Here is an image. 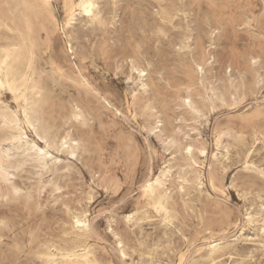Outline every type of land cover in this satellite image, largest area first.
Masks as SVG:
<instances>
[{"label": "rangeland", "instance_id": "374dc122", "mask_svg": "<svg viewBox=\"0 0 264 264\" xmlns=\"http://www.w3.org/2000/svg\"><path fill=\"white\" fill-rule=\"evenodd\" d=\"M66 1L45 8L37 0H0V42L30 25L50 136L56 144L68 133L82 140L74 155L52 151L59 161L45 172L0 120V148L12 154L7 179L0 176V264H51L47 253L84 246L96 264H181L182 254L186 264H212L201 258L206 241L231 242L241 228L252 239L230 244L216 264H261L264 181L244 160L250 152L257 167L264 161V0H96L93 17L76 14L65 28ZM187 89L200 116L182 101ZM1 98L18 108L8 90ZM75 104L84 112L79 122ZM161 169H168V224L142 195L150 171ZM250 211L258 221L246 224ZM75 215L87 218L88 232L77 235Z\"/></svg>", "mask_w": 264, "mask_h": 264}, {"label": "bare ground", "instance_id": "6f19581e", "mask_svg": "<svg viewBox=\"0 0 264 264\" xmlns=\"http://www.w3.org/2000/svg\"><path fill=\"white\" fill-rule=\"evenodd\" d=\"M37 1H39V3L45 8L51 5V0H37ZM88 2H91L94 5H96V7L93 9L94 12L97 8L96 0L66 1L64 3V8H65L64 25H66L67 17L69 15L73 16V20L75 19L76 14L87 15L84 9L82 7H79V5ZM66 4L68 5L67 8H66ZM4 26L8 30L14 29L13 24H10L8 22H5ZM25 27H26L25 31L18 29L17 37H12L8 41L0 42V84L3 85V87H0V120L3 122V124L7 125L11 129L12 131L11 139L18 146L22 147V153H23L22 155L25 156V158H30L33 161L37 162L38 165L45 172H48L50 170V166L54 165L57 161H59L58 155L53 154L52 151L57 153L67 152L70 155H74L79 149V147L82 145L81 144L82 140L80 137L73 136L70 133H68L60 140V141H64L65 137H68L70 141L68 147L64 150H59L58 148L55 147L56 142L50 136V132L48 131L43 119V105L46 102L47 97L43 86L33 76L32 58L34 53V42L30 34L31 31L28 21L25 22ZM68 42L69 44L67 46H69V51L72 52L73 47L71 44V40L69 38H68ZM134 69L137 70L140 76L145 75L144 73L146 71L145 68L137 65V67H135ZM141 73H143V75H141ZM147 87H148L147 82H141V88L143 91H146ZM4 90H8L12 95H14V97L18 101L19 106L16 110L11 109L2 100L1 92ZM212 95H215V98L221 100V98L218 95H216L214 92L212 93ZM189 99L192 101V104L195 106L196 111L200 113L201 110L198 104L191 98L190 91L189 89H187L185 95L182 97V101ZM72 114L73 116H77V115L81 116L82 117L81 120L85 119L82 108H80L77 104H75L72 107ZM154 119L157 126L163 125V120L159 118V116H155ZM29 125H31V128L29 127ZM36 128H39V132L34 131V129ZM27 131L32 133L35 138L30 139ZM42 134L49 135V139L53 145L52 149L48 152L46 156H41L40 153L34 150L32 147V145H36L37 149H44L48 147L44 143V135ZM218 138L216 139L217 150H219V147L221 146L220 141L219 143L217 142ZM40 142H42V144H40ZM262 143L264 147V135L262 136ZM227 147L228 146H224V148L226 149L225 153H221V152L219 153L223 158H226ZM188 148H190V146ZM200 152L205 154L204 148H202ZM217 154L218 152L214 154L215 158H217ZM249 154L250 152L246 155L244 162L248 163L249 165H252L254 163L250 161ZM11 157L12 154L9 150L3 151L0 148V176H2L4 179H7L8 176L7 169ZM194 163L196 164L195 161ZM167 173H168V169L165 170L161 169L158 174H153L150 171L148 178L142 184V195L145 199L146 205L150 206L156 213H159L161 215L162 220L164 222H166L167 220L168 221L167 224H168L171 222L173 218V214H172V206L170 204V195L167 192V188H165ZM202 177L203 175H201L200 173H197L195 177V184L197 185L199 191H202L204 186ZM181 179L182 182L189 183V180L187 178L182 177ZM207 182L212 189H215L211 177L207 178ZM136 214L137 211L129 213L125 217L128 221H130L135 218ZM249 216L253 217L251 221L248 220ZM129 217H131V219H129ZM77 219H80L81 224L86 225L87 227H78L76 224ZM262 220L264 223V217H262ZM257 221L258 219L256 218L254 213H252L251 211L245 213L246 224H253L256 223ZM72 228L77 232V235H81L79 233L88 232L89 222L86 217L75 215L72 223ZM259 231L260 233H264V226L259 227ZM251 239L252 237L245 235L244 228H241L239 230L238 234L231 240L232 243L230 241L223 242L220 239L211 238L206 241L205 256L203 254L201 255V258L204 259L205 257L209 262H212L213 260L216 261L219 257L225 254L230 255L229 252L226 251L227 247L230 244H236L241 240L246 241ZM118 244L120 246V251L121 250L124 251V243L121 237L118 238ZM212 245L216 246L215 250H213ZM180 257L181 255L179 256V260ZM46 258L51 264H96L97 263L90 250L85 246L80 247L78 249L61 250V251H57L56 253L49 252L46 254Z\"/></svg>", "mask_w": 264, "mask_h": 264}, {"label": "snow or ice", "instance_id": "6c2138e0", "mask_svg": "<svg viewBox=\"0 0 264 264\" xmlns=\"http://www.w3.org/2000/svg\"><path fill=\"white\" fill-rule=\"evenodd\" d=\"M67 7H68V5L66 4V8ZM79 7H82L89 17H93L94 16L93 9L96 7V5H94L93 3H91V2L83 3V4L79 5ZM72 23H73V16L69 15L67 17V23H66V25L64 27H68ZM61 30H63V29H61ZM161 35H163V33H161ZM213 35H215V34L213 33ZM251 63L253 65H255L257 63V60L253 59L251 61ZM193 69L199 71L200 73H203V71H204V68L202 66H197V64L195 62H193ZM141 75H143V73H141ZM260 83H261L262 86H264V77L261 78ZM0 87H3V85L0 84ZM183 103L185 105H187V107L189 109H191V111L193 112L194 115H196V116H200L201 115V113L196 111V108L192 104V101L190 99L183 101ZM233 107H235V105H233ZM26 116H27V113H26ZM73 119H75L76 121L79 122L82 119V117L77 115V116H74ZM29 127L31 128V125H29ZM34 131H38L39 132V128L34 129ZM60 134H63V133H60ZM42 135H44V143L48 147H46L44 149H37L36 145H32V147H33L34 150L38 151L41 156H46L48 154V152L52 149L53 145H52V143H51V141L49 139V135H47V134H42ZM219 135L222 136V135H224V133L221 132ZM69 142L70 141H69L68 137H65L64 141H59L58 138H57L56 147L59 150H64V149H66L68 147ZM217 142L219 143V138H218ZM187 151L189 153H192L193 149L190 147V148L187 149ZM245 169H247V170H249L251 172H254L260 178L261 181H264V161H261L258 167L255 164L249 165L248 163H245ZM13 191L15 192V194L17 196L20 195V190L19 189H13ZM242 198H246V197H242ZM5 199H7V197H5ZM261 216L264 217V200L261 201ZM129 219H131V217H129ZM252 219H253V217H251V216L248 217L249 221H251ZM167 222L168 221L166 220V223ZM2 223L3 222L0 221V224H2ZM76 224H77L78 227H87L86 225L81 224L80 219L76 220ZM143 247H144V245L142 244L141 248H143ZM215 247H216L215 245H212L213 250H215ZM122 248H123V246H122ZM124 254H125L124 251L121 250L120 255L124 256ZM185 255L186 254H182L181 257H180L181 264H186ZM125 264H127V261H125ZM212 264H216V262L213 260ZM244 264H247V262H244ZM261 264H264V261H262Z\"/></svg>", "mask_w": 264, "mask_h": 264}]
</instances>
